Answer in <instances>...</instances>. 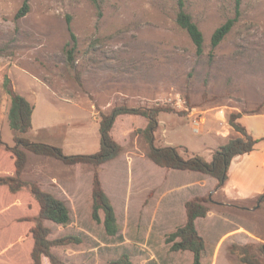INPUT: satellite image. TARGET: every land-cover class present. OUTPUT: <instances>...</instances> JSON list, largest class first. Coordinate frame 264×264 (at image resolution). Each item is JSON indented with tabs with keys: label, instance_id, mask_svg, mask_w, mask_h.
Segmentation results:
<instances>
[{
	"label": "rangeland",
	"instance_id": "374dc122",
	"mask_svg": "<svg viewBox=\"0 0 264 264\" xmlns=\"http://www.w3.org/2000/svg\"><path fill=\"white\" fill-rule=\"evenodd\" d=\"M22 1L0 0V176L16 173L8 147L18 133L9 124L7 83L34 106L24 136L67 154L98 151L102 114L117 105L164 107L155 144L176 146L186 157L211 160L214 149L241 136L229 124L232 112L242 114L252 135L263 136L231 169L230 184L261 189L249 197L237 196L234 187L217 189L210 175L154 163L140 131L148 124L142 115L117 117L111 135L122 152L98 166L26 150L21 178L70 208L67 224L44 221L49 238L81 239L53 252L68 264H110L123 254L132 264H193L191 251L172 250L168 240L186 224L187 203L198 200L208 208L195 222L205 241L201 264H243L235 246L264 243V0H240L239 15L236 0H185L204 34L201 54L176 21L178 0H29L30 11L17 18ZM235 17L213 47V32ZM96 177L115 210L114 235L102 209L100 221L93 215ZM39 211L28 188L12 193L0 186V264H33L31 229ZM42 264L51 262L43 257Z\"/></svg>",
	"mask_w": 264,
	"mask_h": 264
},
{
	"label": "trees",
	"instance_id": "16d2710c",
	"mask_svg": "<svg viewBox=\"0 0 264 264\" xmlns=\"http://www.w3.org/2000/svg\"><path fill=\"white\" fill-rule=\"evenodd\" d=\"M240 0H236V13L239 15ZM179 11L176 21L184 29L196 46L197 53H203L204 34L199 25L193 20L192 15L185 9V0H178ZM30 11L29 0H23L21 7L16 13L17 18L25 16ZM237 17L228 19L219 26L212 34L211 44L213 47L219 45L226 35L231 31ZM71 37L74 45L67 49V56L70 60L74 58L76 35L72 32ZM9 82V80H8ZM7 92L11 96V106L9 110L10 127L18 133L16 145L8 147L15 157L16 173L13 175H1L0 186H8L12 193H17L23 188H28L33 197L38 201L40 211L35 218V225L31 232L34 238V245L31 252L33 264H42V258L47 257L51 264H68L53 252L56 246L69 243H80L78 236L67 235L49 238L50 228L44 221H52L57 224H67L70 221L71 212L68 204L56 197L50 191L41 188L36 181H28L21 178L28 161L26 150L35 154L59 159L67 164L89 163L98 166L109 160L116 158L122 152V146L113 139L111 129L118 116L123 114L142 115L147 118L148 124L145 129L140 130L147 143V155L156 164L166 168L179 170L197 171L214 177L217 180V189L224 187L229 179V169L232 160L236 156L250 153L256 149V145L262 138H255L240 121L242 114L232 112L229 115V124L241 136L229 139V141L213 150L212 159L207 160L200 154H192L187 157L182 155L176 146H158L155 144V132L159 126V114L165 108L154 107H131L127 105H117L108 113H103L100 120V149L91 154H67L63 148L54 144L31 141L24 136L33 126L34 106L22 94L15 92L7 83ZM169 109V108H168ZM2 136L0 134V144ZM94 211L93 215L100 221L99 210L104 211V225L106 231L114 235L118 232L114 207L101 187L98 178H95L93 190ZM205 199L202 198V201ZM211 201V199H209ZM264 201V194L260 196ZM208 208L200 201L194 200L187 203V222L169 236V242L174 241L172 250H189L193 253V264H201L202 253L205 249L204 238L196 228V219L206 216ZM180 238L179 241H175ZM238 248L237 254L243 264H264V243L246 244L235 246ZM110 264H132L130 256L123 254L119 259Z\"/></svg>",
	"mask_w": 264,
	"mask_h": 264
},
{
	"label": "crops",
	"instance_id": "0c3cea01",
	"mask_svg": "<svg viewBox=\"0 0 264 264\" xmlns=\"http://www.w3.org/2000/svg\"><path fill=\"white\" fill-rule=\"evenodd\" d=\"M254 136V135H253ZM255 138H262L263 136H254ZM262 141V140H261ZM258 145V144H257ZM256 145V147H257ZM263 150H264V146H262ZM253 152V151H252ZM250 152V153H252ZM245 155V154H244ZM244 155H240V156H236L233 160H232V163H231V167H230V171H229V179L228 181L226 182V184L224 185L223 189L224 191L227 193L230 189V187H234V188H231L232 191H235L236 195H240L241 197H249L250 195H253L255 193H260L261 189H259L258 191L256 192H251L250 189L248 187H245V184L244 182H241V183H233V184H230L231 183V169L232 167L234 168L235 164H236V161L237 160H240L242 158V156ZM264 159V157H263ZM262 159V160H263ZM264 163V160L263 162ZM264 167V166H263ZM232 185V186H230ZM239 193V194H238Z\"/></svg>",
	"mask_w": 264,
	"mask_h": 264
}]
</instances>
